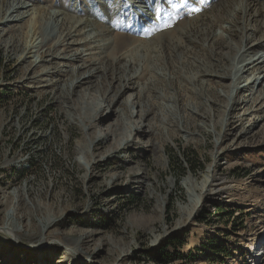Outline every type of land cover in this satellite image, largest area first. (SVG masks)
<instances>
[{"label":"rangeland","instance_id":"374dc122","mask_svg":"<svg viewBox=\"0 0 264 264\" xmlns=\"http://www.w3.org/2000/svg\"><path fill=\"white\" fill-rule=\"evenodd\" d=\"M15 1L28 5L26 10L31 12L32 7L41 6L44 0ZM45 1L49 10H64L68 14L78 9L79 2ZM191 1L151 0L153 9L148 13L159 16L163 11L165 21L176 16L175 22L182 21L180 25H185L187 14L193 12ZM261 1L264 5V1ZM80 2L82 9L79 16L83 18V23L79 29L87 42L79 46L84 49V59L68 63L75 71L83 70L91 58L95 59L90 49L98 42L94 34H111L105 30L110 27L109 18L119 10L122 1ZM166 4L170 7L165 8ZM211 7L203 12L205 14L202 17L194 19V29L199 31L206 28V34L209 30V34L219 33L220 26L229 25L223 19L227 8L219 9L213 5L210 12L216 19L211 22L206 17ZM7 8L2 6V19L8 17ZM142 8L145 11V7ZM132 10L137 12L134 6L127 8L122 21L124 25L138 18L139 15H134ZM22 12L23 9H20V12L14 14L20 16ZM257 13L253 9L251 16L257 18ZM25 20L22 23L8 22L0 29V227L3 224L12 227L11 236L0 230V264H114L121 254V264H264V86L257 92V96L254 95L256 97L253 100L238 103L228 113L229 124L224 132L227 139L217 145L221 154L213 161L211 155L217 138L215 132L219 130L220 124L212 130V122L221 119L226 102L217 93L223 96L228 90V76L220 83L211 79L209 89L206 87L196 93H190L187 86L176 87L175 80L173 84H168L171 91L181 87L182 94H178L180 102H192L199 106L194 119L186 123L187 130L194 138L185 141L178 133L166 145L165 169L160 170L156 183L161 187L157 186L153 193L121 191L118 185L125 184L124 178L111 186L104 183L103 178L110 173V162H99L93 169V177L83 179L84 170L78 167L82 158L74 150L80 136L77 125L63 122L59 103L53 100L50 91L42 93L41 90L29 89L31 80L23 83L16 81L21 77L22 69L13 55L20 52L28 37ZM253 25L251 23L248 27ZM143 28L138 27L136 32L139 35L146 33ZM263 29L260 27L256 36L246 45L257 42ZM206 34H199L196 36L199 41L189 44L183 40L184 45L173 53L181 54L182 61H170L174 64L171 68L175 72H180L181 68L177 65H185L183 61L192 62L194 58L203 59L207 55L208 49L205 51L202 47L209 43L205 40L208 36ZM239 35L238 28H233L232 38L237 39ZM261 51L264 52V49ZM153 54H157L155 60L160 61L162 54ZM79 73L82 74V71ZM247 74H244L240 83ZM132 93L128 91L122 100L133 96ZM245 93L242 91L237 94V99ZM249 106L258 111L248 114L249 111H246L250 109ZM259 116L263 119L251 128L248 127L250 121ZM113 120L114 117H110L107 123ZM200 120L211 127L210 133L200 132L197 127ZM100 126V129H105L107 124ZM247 127L250 128L248 132L240 133ZM100 152L101 149L95 154ZM137 154L130 165L148 164L150 174L157 171L153 166L152 155ZM179 162L186 168L180 176L174 169ZM210 163L215 164V174L221 178L222 189L213 197H207L197 212L187 220L184 218L185 211H181V215L179 210V206L186 202V191L181 182L187 175L198 178ZM194 164H200L199 168L192 169L190 166ZM169 178L176 184L170 191L163 185ZM8 194L15 200L12 197L7 200L4 196ZM169 206L171 209L166 213ZM63 209L66 211L61 212ZM5 213L8 215H3ZM50 217L59 219L46 228L39 225V220ZM168 218H171L170 223ZM132 219L134 224L130 226ZM42 233L46 239H54L52 245L36 246ZM85 233L92 235L81 241V235ZM156 234L160 237L153 243L152 235ZM166 241L176 244L180 255L166 262H158L153 255ZM75 243L83 257L92 258L81 261L78 255L65 251L64 245ZM173 249L168 245L165 250L172 253Z\"/></svg>","mask_w":264,"mask_h":264},{"label":"bare ground","instance_id":"6f19581e","mask_svg":"<svg viewBox=\"0 0 264 264\" xmlns=\"http://www.w3.org/2000/svg\"><path fill=\"white\" fill-rule=\"evenodd\" d=\"M76 1L80 2V0ZM121 1L119 10L112 13L109 18L110 27H106L105 30L111 34L107 35L106 32L94 34L98 42L90 49L93 50L92 56L96 57L94 60L91 58L88 64L83 66V70L79 71L73 70L68 63L84 59V49L79 48L87 42L79 29L83 23V18L79 16V11L82 9L81 2H78L77 10L68 14L64 10H49L45 0L41 6L32 7L31 12L29 9L26 10L28 5H24L25 3L5 0L0 2V12L2 6H7L8 17L6 19L0 17V29L8 22L22 23L21 21L26 19L28 37L20 52L13 55L22 69L21 77L16 81L23 83L31 80L29 89L41 90L42 93L50 91L53 100L59 103L63 122L77 125L80 136L74 150L82 158L77 163L78 167L84 170L83 179L89 180L93 177V169L99 162H110V173L106 178L102 176L105 184L111 186L124 178L125 184L118 185L121 191L153 193L157 186L161 187L156 183L160 170L165 169L166 145L178 133L185 141L194 138V135L187 130L186 123L194 119L199 106L192 102L185 104L179 101L178 94H182L181 87L187 86L190 93H196L206 87L209 89L211 79L220 83L227 76L229 78L226 93L223 96L220 92L217 93V96L224 97L226 102L221 119L212 122V130L215 125L220 124L219 130L215 132L217 138L214 140L215 149L211 155L213 161L220 153L217 145L227 139L225 131L226 125L229 124L228 113L240 102L249 103L257 96V92L262 90L264 52L261 50L264 49V29L257 42L246 44L256 36L255 33L260 27L264 28V5L261 0H193L191 1L193 12L187 14V19H184L187 23L180 25L182 21L175 22L176 16L165 21L163 11L159 16L148 13L153 9L151 0ZM139 4H143L145 11ZM213 5L219 9L227 8L223 19H226L229 25L220 26L219 33L209 34V30L206 34V28L199 31L194 29L192 26L194 19L202 17L208 7L212 6L208 10L209 16L206 14V17H209L211 22L215 21V15L210 12ZM130 6L136 7L137 12L132 11L134 15L139 16L124 25L123 17ZM164 7L169 8L170 5L166 4ZM20 9H23V15L16 16L14 13L20 12ZM253 9L258 12L257 18L251 16ZM236 20L238 21L235 25ZM174 23L175 26L172 25ZM251 23H254V27L249 28ZM141 26L146 33L139 35L136 30ZM233 28L239 30L240 37H236L238 40L231 36ZM199 34L208 35L205 40L209 43L202 45L205 51L208 49L207 55H204L203 59L194 58L192 62L183 61L182 64L185 65H177L181 68L180 72H175L171 68L174 64L170 61L180 63L182 55L179 53L173 55V53L184 45L183 40L188 44L195 42ZM154 52L162 54L160 61L155 60L157 54L154 55ZM81 71L82 74L79 73ZM245 73L248 74L240 83ZM174 80L175 86L181 85V87L171 91L168 84H173ZM60 81H62L61 85H59ZM259 85L261 87L257 90ZM128 91H132L133 96L123 101L122 97ZM242 91L246 93L242 98L237 99V94ZM250 109L246 111H249L248 114L258 111L252 107ZM110 117H114V120L107 123ZM262 119L261 116L254 118L248 127L251 128ZM100 124H107V127L100 129ZM207 126L203 120L197 123L200 132L208 134L211 127ZM248 127L240 133L248 132L250 129ZM99 149L101 152L95 154ZM137 153H142L143 156L152 155L153 166L157 171L150 174L147 169L148 164L130 165ZM214 165L208 164L198 178L187 175L181 182L186 191V202L179 206V210L183 213L185 211V219H190L207 197H213L222 189L220 187L222 181L216 176ZM163 185H166L170 191L176 184L169 178ZM4 197L8 200L12 196L8 194ZM44 211H47L46 208ZM3 215L7 216L8 213ZM57 219L59 217L39 220V225L42 224L46 228L53 225ZM132 224H134L133 219L129 225ZM0 230L9 235L12 233V227L8 228L5 224ZM91 235V233L81 235V241ZM40 237L36 245L38 247L53 243V238L46 239L44 233ZM159 237L158 234L152 235V242H156ZM44 242L47 243L42 245ZM64 248L68 253L78 255L81 261L92 258V256L83 257L76 243L64 245ZM122 256L123 254L114 264H121L119 259Z\"/></svg>","mask_w":264,"mask_h":264},{"label":"trees","instance_id":"16d2710c","mask_svg":"<svg viewBox=\"0 0 264 264\" xmlns=\"http://www.w3.org/2000/svg\"><path fill=\"white\" fill-rule=\"evenodd\" d=\"M200 164H194L191 165L190 167L194 170H196L197 168H199ZM175 172L178 174V176H180L184 170L186 169L184 166L181 165V163L179 162L178 165L175 166ZM170 206L166 209V213H168V211H170ZM171 222V218H168V223ZM170 245L172 248H174V252H169L168 250H165L166 247ZM178 250H176V244L171 243L166 241L163 245L160 246V249L158 250V252L153 255V258H155L156 261L158 262H166L169 260H172V258H174L175 256H179L180 253L177 252Z\"/></svg>","mask_w":264,"mask_h":264}]
</instances>
